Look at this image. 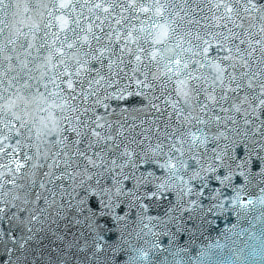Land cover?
Returning <instances> with one entry per match:
<instances>
[{
    "label": "snow or ice",
    "instance_id": "snow-or-ice-1",
    "mask_svg": "<svg viewBox=\"0 0 264 264\" xmlns=\"http://www.w3.org/2000/svg\"><path fill=\"white\" fill-rule=\"evenodd\" d=\"M229 211L264 221V0H0V264H187Z\"/></svg>",
    "mask_w": 264,
    "mask_h": 264
}]
</instances>
